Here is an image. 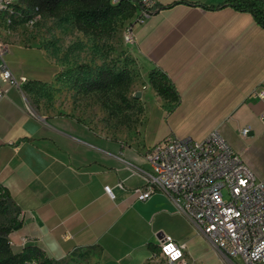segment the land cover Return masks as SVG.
I'll return each instance as SVG.
<instances>
[{
    "label": "crops",
    "instance_id": "obj_1",
    "mask_svg": "<svg viewBox=\"0 0 264 264\" xmlns=\"http://www.w3.org/2000/svg\"><path fill=\"white\" fill-rule=\"evenodd\" d=\"M145 1L171 6L129 23L145 78L136 89L139 118L128 125L93 119L86 102L60 104L56 87L51 111L30 107L26 96L54 83L60 67L23 34L28 25L16 13L6 31L0 12L3 60L24 79L0 97V186L20 222L8 234L12 250L35 245L58 264H148L165 234L184 243L189 258L206 262L216 250L166 194L137 199L134 189L144 182L136 168L149 169L146 151L168 138L201 140L217 129L264 178V98L252 94L264 90V29L249 12L216 8L227 0ZM154 66L179 92L171 112L147 80ZM243 127H250L246 136Z\"/></svg>",
    "mask_w": 264,
    "mask_h": 264
},
{
    "label": "built area",
    "instance_id": "obj_2",
    "mask_svg": "<svg viewBox=\"0 0 264 264\" xmlns=\"http://www.w3.org/2000/svg\"><path fill=\"white\" fill-rule=\"evenodd\" d=\"M3 11L7 31L14 12L6 0H0V12ZM148 15L141 11L132 22L141 23ZM35 19L30 17L27 23L32 24ZM122 38L125 43L135 44L132 24L124 27ZM6 50L7 43L0 38V82L6 84L0 86V97L8 86L18 87L24 81L6 66L3 60ZM252 94L264 98L262 89L255 88ZM25 108L29 110L28 106ZM260 119L264 125V112ZM249 129L241 128L240 134L246 136ZM144 158L149 169L136 168L144 182L134 189L138 200L144 201L157 191L166 194L195 230L209 241L221 264H264V178L254 174L217 129L201 140L165 139L152 145ZM103 190L110 195L108 186ZM24 242L21 238V244ZM158 246L148 264H198L188 257L185 244L169 235H161Z\"/></svg>",
    "mask_w": 264,
    "mask_h": 264
},
{
    "label": "trees",
    "instance_id": "obj_3",
    "mask_svg": "<svg viewBox=\"0 0 264 264\" xmlns=\"http://www.w3.org/2000/svg\"><path fill=\"white\" fill-rule=\"evenodd\" d=\"M10 6L20 23L32 16L68 19L71 26L82 34L104 37L112 32L118 19L139 17L141 11L154 14L171 5L162 6L145 0H16ZM223 7L249 12L264 29V0H227L216 8ZM147 80L167 103V111L171 112L180 98L172 80L159 66H154L148 72ZM130 84L132 75L125 66L115 69L103 64L94 76L78 81L81 93L110 92L123 103L127 102L125 94ZM12 210L13 214L10 215ZM16 214L14 204L6 190L0 186V264H58L35 245H25L19 251L12 250L8 234L20 226Z\"/></svg>",
    "mask_w": 264,
    "mask_h": 264
},
{
    "label": "rangeland",
    "instance_id": "obj_4",
    "mask_svg": "<svg viewBox=\"0 0 264 264\" xmlns=\"http://www.w3.org/2000/svg\"><path fill=\"white\" fill-rule=\"evenodd\" d=\"M133 18L118 19L112 32L104 37L84 35L73 28L68 19L37 18L32 24L24 20L22 23L28 25V28L23 34L26 33L29 40H36L48 59L60 67L55 82L35 86V91L26 96L27 104L46 113L51 111L54 96L50 90L56 87L62 90L60 104L68 98L77 103H89L93 106V119L108 120L110 123L125 122L126 125L127 122L137 120L141 100L135 94L136 89L144 84L145 77L135 61L132 45L125 43L122 38L124 27ZM16 21H19L18 16ZM102 64L115 69L125 66L129 70L132 84L125 94L126 103L120 102L110 92H80L78 81L94 76ZM204 245L209 247L207 243ZM210 253L211 259L206 262L196 255V263L221 264L219 256L213 251Z\"/></svg>",
    "mask_w": 264,
    "mask_h": 264
},
{
    "label": "water",
    "instance_id": "obj_5",
    "mask_svg": "<svg viewBox=\"0 0 264 264\" xmlns=\"http://www.w3.org/2000/svg\"><path fill=\"white\" fill-rule=\"evenodd\" d=\"M140 95H141V92H140V91H137L136 94H135V96H136L137 98H139Z\"/></svg>",
    "mask_w": 264,
    "mask_h": 264
},
{
    "label": "snow or ice",
    "instance_id": "obj_6",
    "mask_svg": "<svg viewBox=\"0 0 264 264\" xmlns=\"http://www.w3.org/2000/svg\"><path fill=\"white\" fill-rule=\"evenodd\" d=\"M168 251H171V246H169V249H168Z\"/></svg>",
    "mask_w": 264,
    "mask_h": 264
}]
</instances>
